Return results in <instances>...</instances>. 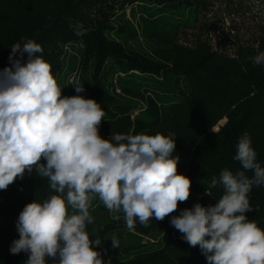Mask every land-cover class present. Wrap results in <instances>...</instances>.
<instances>
[{
	"label": "trees",
	"instance_id": "16d2710c",
	"mask_svg": "<svg viewBox=\"0 0 264 264\" xmlns=\"http://www.w3.org/2000/svg\"><path fill=\"white\" fill-rule=\"evenodd\" d=\"M116 1L0 0V70L11 66V46L27 39L42 46L43 52L38 55L51 65L54 77L59 73L63 61L61 46L82 39L83 47H92L93 85L84 88L81 93L74 92L70 97L80 95L94 99L101 105L105 115L99 126V134L104 139H109L113 133H161L165 136L164 131L172 133L176 141L173 156L180 157L178 171L192 182L190 198L179 203L176 212L163 221H156L153 217L147 227L136 222L134 230L137 233L150 234L149 237L153 236L157 242L149 250L120 264H208L200 248L194 251V247L183 239V234L171 226L170 220L172 215L178 216L196 203L205 207L217 203L223 192L222 187L210 189L212 196L206 193V188L211 179L214 176L218 179L224 169L234 174L243 170L234 157L239 138L244 133L249 134L257 153V162L264 167V64H255L251 59L264 49V38L256 46L236 45L234 54L229 55L225 48L235 42L236 36L225 32L218 38L217 49L197 46L196 50L191 51L192 56L189 50L186 52L185 48L174 42L176 24L165 23L159 17L161 11L157 7L144 3L147 0H139L142 20H146L145 24L152 22L155 25L141 28L143 46L130 44L123 48L103 34L107 31L109 16L113 15L106 5ZM149 1L165 6L166 2H173ZM131 33L138 39L134 31ZM19 56L20 53H17L15 58ZM26 59L27 54H24ZM130 69L154 73L161 71L165 76L173 74L175 79L180 74L188 90L177 85L169 89L164 79L157 85L172 97H179L168 100L163 95L166 93L158 88L152 96L151 92L147 94L149 88L146 83L138 81V77L133 75L136 80L120 81L121 95L109 94V86L105 84L107 75L111 76L115 70L126 73ZM176 82L173 81V84ZM127 88L130 90L127 91ZM139 100L145 101L146 105L137 108ZM134 110H140V113L132 118ZM223 118L224 124L215 131L214 126ZM246 175L252 177L254 173L247 171ZM56 194L47 178L37 176L35 170L33 173L26 172L22 180L15 181L6 190H0V264H25L28 253L10 252L13 242L20 238L17 229L19 214L28 203L34 200L42 203ZM198 195L201 197L198 198ZM249 200L253 209L245 215L264 229V185L253 186ZM98 208L107 210L103 203ZM120 214L122 220L108 224L94 220L93 224L87 226L90 239L98 237L102 240L101 245L96 247L102 260L109 244V238L106 241L105 238L118 230L119 236L124 233L122 228L127 229L124 214L121 212L117 216ZM47 264H51V261Z\"/></svg>",
	"mask_w": 264,
	"mask_h": 264
},
{
	"label": "clouds",
	"instance_id": "9594fccd",
	"mask_svg": "<svg viewBox=\"0 0 264 264\" xmlns=\"http://www.w3.org/2000/svg\"><path fill=\"white\" fill-rule=\"evenodd\" d=\"M42 52L32 39L17 42L11 66L0 70V190L35 170L57 193L23 208L20 238L10 252L28 253L25 264H104L96 250L102 240L90 239L87 231L94 223L89 212L94 197L110 213L122 212L134 230L137 221L147 227L153 217L163 221L176 212L190 198L192 182L178 171L175 139L161 133L102 138L101 105L80 95L62 96ZM251 59L264 64V52ZM73 85L77 93L84 91V85ZM234 159L243 170L224 169L206 188L212 196L210 189L222 187L217 203H196L172 215L170 224L191 247L199 246L208 264H264V229L245 215L253 209V186L264 185V167L248 133L239 138Z\"/></svg>",
	"mask_w": 264,
	"mask_h": 264
},
{
	"label": "rangeland",
	"instance_id": "374dc122",
	"mask_svg": "<svg viewBox=\"0 0 264 264\" xmlns=\"http://www.w3.org/2000/svg\"><path fill=\"white\" fill-rule=\"evenodd\" d=\"M122 1L124 3H122ZM183 1L184 3L180 2ZM139 0H117L114 4L106 5L108 6L113 15L109 16L107 31L103 32L111 41L120 44L123 48L126 45H144L141 28L149 27L152 22L145 24L142 20V10L139 8ZM146 4H151L160 10L159 17L163 21L175 23V37L174 42L176 45L185 48L186 52L189 50V55H192L191 51H194L198 47H208L209 49H217L218 38L221 33L229 32L232 36H236L235 42L229 44L225 51L229 55L234 54L236 45H246L251 44L256 46L261 38H264V0H198L194 2L192 0H173V2H166L164 4L155 5V2L147 0L144 2ZM171 6V7H170ZM157 18V17H156ZM154 27V26H153ZM167 29V26H164ZM134 31L135 36L133 37L131 33ZM121 35V36H120ZM125 39V40H124ZM126 41V42H125ZM138 42V43H136ZM140 42V43H139ZM145 42V41H144ZM126 43V44H125ZM84 40L78 39L73 40L71 43H67L60 47V55L63 57L61 69L59 73L55 75L58 85L62 88V96L70 97L75 91V85H84V88L93 85L92 79V47H83ZM264 52V49L260 51ZM91 56V57H90ZM193 56V55H192ZM191 56V57H192ZM158 60V59H157ZM133 75L137 76L138 81L143 80L148 86V93H152L158 88L163 93L164 97L168 100L177 99L179 96L172 97V94H167L163 90V87L157 85L158 82H168L169 89H173L181 86L182 89L188 90V85H183V76L178 75L175 79L173 74L162 75L161 71L158 73L154 72H141L138 69H130L128 72L124 73L119 70L110 76L107 75L105 84L109 86L108 93L111 95L119 94L120 91V81L121 80H136ZM171 75V76H170ZM170 76V80H168ZM88 80L90 83H88ZM168 80V81H167ZM177 82L173 84V81ZM151 89V91H150ZM166 89V88H165ZM130 89L127 88V91ZM146 91V90H145ZM179 90H177L178 93ZM183 91V92H186ZM146 94V95H147ZM145 95V94H144ZM138 107L146 105L145 101H137ZM140 110H134L132 112V118L139 115ZM225 118L218 121L214 126V130L217 131L219 126L224 124ZM185 127H183L184 129ZM185 129H188L187 127ZM165 134L172 139L174 135L168 131H164ZM201 195H198L200 198ZM98 197H94L90 201L89 212L90 215L94 217L97 223H111L115 220H122L123 216L120 214L117 219L118 213H110L108 210H99L100 203L102 202ZM95 203H98L95 204ZM125 222V221H124ZM119 236L118 231L114 232L112 235L107 236L105 241L109 238V244L107 246L108 251L105 257H103V262L105 264H120L128 259H132L139 253L149 250L152 245H155L157 239L149 234H139L135 230H129L128 228H122ZM115 237L119 241V247H113L112 238ZM194 251H199V247L193 248Z\"/></svg>",
	"mask_w": 264,
	"mask_h": 264
}]
</instances>
